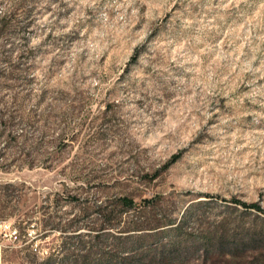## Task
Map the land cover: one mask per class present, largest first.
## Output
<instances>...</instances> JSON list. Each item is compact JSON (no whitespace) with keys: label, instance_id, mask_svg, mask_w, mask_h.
<instances>
[{"label":"rangeland","instance_id":"obj_1","mask_svg":"<svg viewBox=\"0 0 264 264\" xmlns=\"http://www.w3.org/2000/svg\"><path fill=\"white\" fill-rule=\"evenodd\" d=\"M20 1L0 264H264V0Z\"/></svg>","mask_w":264,"mask_h":264},{"label":"trees","instance_id":"obj_2","mask_svg":"<svg viewBox=\"0 0 264 264\" xmlns=\"http://www.w3.org/2000/svg\"><path fill=\"white\" fill-rule=\"evenodd\" d=\"M22 4H23V1L21 0L20 2H18V4H16L15 8L18 9V7H21ZM12 13L13 12H10L9 14H4V15L0 16V32H3L6 29V26H7L6 24H8V22L10 21V17L12 16ZM26 15H29V12L26 13ZM3 37H5V39L7 40L6 42H8V41H10V39H12L11 35H9V34H0V40ZM8 43H9L8 47L13 45L11 41L8 42ZM14 47H16V46H14ZM14 47L7 48V47H4L3 44H0V77H9L10 76L11 78L12 77L16 78V74L19 71H23L24 70V68H23L24 60L31 53H33V48L31 46H27V44H26L25 48L20 52V54L16 55V58H13V51L15 49ZM59 139L61 141H64L66 139L63 133L59 135ZM175 159L176 158L174 157L173 161ZM119 203L124 205V208L126 210L128 208L132 207L131 205L133 204L132 200H129V199L125 198V197L120 198V202ZM241 203L245 207H259V206H257V204H254V203H251V204H247L245 202H241ZM172 223L173 222H169L168 224L172 225ZM69 227L72 229V231H76L79 228V226H77V224L68 226V228ZM112 227L115 228L116 227L115 224H112ZM112 227H111V229L114 230ZM158 227H160V226L157 225V226L152 227L150 229L155 230ZM115 229H116L115 232L117 234L114 233V236H112V238L114 240H119L121 238L122 234L121 233L119 234L118 232H121V230H118V228H115ZM98 237H99V235H95L92 238L95 239V238H98ZM139 237H141V235L138 236V238ZM71 238H73V237H71ZM81 256H83V255L81 253H79V252L77 253L74 250L69 252L67 250L65 252V256H64L65 264H86V263H83V262L79 261L80 260L79 257H81ZM104 264H112V263H104ZM125 264H136V263H125Z\"/></svg>","mask_w":264,"mask_h":264}]
</instances>
